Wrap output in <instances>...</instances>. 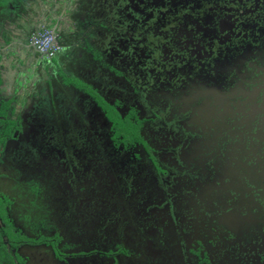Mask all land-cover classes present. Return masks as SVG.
<instances>
[{"label": "flooded vegetation", "instance_id": "obj_1", "mask_svg": "<svg viewBox=\"0 0 264 264\" xmlns=\"http://www.w3.org/2000/svg\"><path fill=\"white\" fill-rule=\"evenodd\" d=\"M0 264H264V0H0Z\"/></svg>", "mask_w": 264, "mask_h": 264}, {"label": "built area", "instance_id": "obj_2", "mask_svg": "<svg viewBox=\"0 0 264 264\" xmlns=\"http://www.w3.org/2000/svg\"><path fill=\"white\" fill-rule=\"evenodd\" d=\"M36 41H39L38 39H36ZM43 44V48L47 47L48 46V42L47 40H45L44 42H42ZM51 47V46H50Z\"/></svg>", "mask_w": 264, "mask_h": 264}]
</instances>
